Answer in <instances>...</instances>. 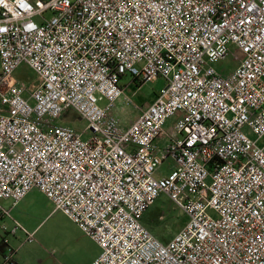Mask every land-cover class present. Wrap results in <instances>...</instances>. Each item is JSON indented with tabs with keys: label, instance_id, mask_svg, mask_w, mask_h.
I'll return each mask as SVG.
<instances>
[{
	"label": "built area",
	"instance_id": "built-area-1",
	"mask_svg": "<svg viewBox=\"0 0 264 264\" xmlns=\"http://www.w3.org/2000/svg\"><path fill=\"white\" fill-rule=\"evenodd\" d=\"M125 78L166 83L127 127ZM70 111L86 139L56 123ZM263 135L264 0H0V202L40 191L100 248L91 264H264ZM162 195L188 218L166 243L143 224Z\"/></svg>",
	"mask_w": 264,
	"mask_h": 264
},
{
	"label": "rangeland",
	"instance_id": "rangeland-1",
	"mask_svg": "<svg viewBox=\"0 0 264 264\" xmlns=\"http://www.w3.org/2000/svg\"><path fill=\"white\" fill-rule=\"evenodd\" d=\"M236 55H238L237 50L231 49V53L227 58L215 64L214 67L225 75L230 74L238 65L235 59ZM14 77L26 85L35 83L37 78L35 72L25 64L14 72ZM165 84L163 79L145 83L141 86L130 78L121 80L119 86L123 90V94L121 99L115 102L113 108V113L121 125L123 127L128 126L135 117L139 116V108H146L152 104L156 99L157 93ZM104 105V103L101 104V106ZM177 119L178 116L171 118L163 127V130L175 134L174 124ZM56 123L63 126L68 125L80 134L87 127V122L72 111L67 112ZM250 136L253 137V135ZM81 138L86 139V136L81 134ZM263 145L264 135L259 142V146ZM163 147L164 144L157 142L155 150L161 151ZM171 166L170 161H165L157 170L156 176L167 175ZM0 206L5 210H9L11 202L3 200L0 202ZM154 208H159L160 212L158 216H155L154 220H152L153 217L149 218L152 220L153 225L157 227V230L165 236L168 235L166 239L175 236L188 222L187 216L180 209L174 207V204L165 195L160 196L156 200L146 217L154 215ZM53 209L51 202L40 191L32 190L15 208L11 209L10 217H6L5 223L7 225L15 226L18 223L27 231L33 233L34 236V242L29 243L26 241V235H24V240H22L24 244L17 250V254L21 257V264H39L37 262L38 258L45 259L44 264H52L54 259L62 263L61 256H65L71 251L77 252V244L84 246L87 256L92 253L91 242H89L85 234L61 211L53 212ZM19 232L21 231L19 230ZM77 235L83 236L78 243L74 240ZM18 236L23 239V235L18 234ZM64 264L72 263L64 261Z\"/></svg>",
	"mask_w": 264,
	"mask_h": 264
},
{
	"label": "crops",
	"instance_id": "crops-1",
	"mask_svg": "<svg viewBox=\"0 0 264 264\" xmlns=\"http://www.w3.org/2000/svg\"><path fill=\"white\" fill-rule=\"evenodd\" d=\"M147 108V107H146ZM145 109V108H144ZM115 115V114H114ZM139 115H140V113H139ZM117 118V117H116ZM135 119H137V117H135L134 118V120ZM133 120V121H134ZM132 121V122H133ZM168 122V121H167ZM127 127V126H126ZM157 142H159V143H162V144H166V142H167V140L165 139V138H159L157 141H156V143ZM167 161H170V163H171V167H173V161H171V160H167ZM161 176H164V175H161ZM8 201V200H7ZM52 204V203H51ZM53 205V204H52ZM16 207V206H15ZM15 207H12V204H11V206H10V215H11V209H13V208H15ZM54 207V206H53ZM159 209V208H158ZM160 210V209H159ZM53 212H55L54 211V209H53ZM148 213V212H147ZM147 213L145 214V216H144V218H143V224L153 233V235L155 236V237H157L158 239H160L161 241H163L164 243H166V242H168V241H170L173 237H171V238H169V239H166L167 237L166 236H168V235H164L163 233H161L159 230H157V227H155L154 225H153V223H149L148 222V220H147V217H146V215H147ZM11 218H13V220H15L14 219V217L13 216H11ZM5 219H6V217H0V227L2 226V225H5L6 227H7V229H8V231H6V232H3L2 230H1V228H0V262H1V259H2V256H3V254H4V252H5V247L6 246H11V247H13V248H15L16 249V254H15V257H14V262H13V264H21V257L19 256V254H17V250L21 247V245H23L24 243H23V241L22 240H24V232H19V231H17L15 234H12L11 233V230L13 229V225H7L6 223H5ZM79 229V228H78ZM27 230V229H26ZM80 230V229H79ZM81 231V230H80ZM29 232V231H28ZM82 232V231H81ZM83 233V232H82ZM18 234H21V235H23V239H21L19 236H18ZM86 236V235H85ZM83 236H78L77 235V237H74V240H75V242H79V239H81ZM87 237V236H86ZM88 239H89V242H91V248H92V253L91 254H89L88 256L86 255V253H85V248H84V246H80V245H78L77 243V249H78V251L77 252H74V251H71V252H69L67 255L65 254V256L64 255H62L61 256V262L62 263H60V261L59 260H57V259H54V262L52 263V264H64V261H67V263H72V264H91L97 257H98V255H99V253H100V248L97 246V244L94 242V241H92L89 237H87ZM16 244H18L17 246H16ZM19 246V247H18ZM64 260V261H63ZM37 262L39 263V264H44V262H45V259H42V258H38L37 259Z\"/></svg>",
	"mask_w": 264,
	"mask_h": 264
},
{
	"label": "trees",
	"instance_id": "trees-1",
	"mask_svg": "<svg viewBox=\"0 0 264 264\" xmlns=\"http://www.w3.org/2000/svg\"><path fill=\"white\" fill-rule=\"evenodd\" d=\"M138 85L141 86L142 84H138ZM153 211H154V215L147 216V220H148V222H149L150 224L152 223V220L155 219V216H158V214H159V212H160L158 208H154ZM149 217H150V218L153 217V219L151 220Z\"/></svg>",
	"mask_w": 264,
	"mask_h": 264
}]
</instances>
